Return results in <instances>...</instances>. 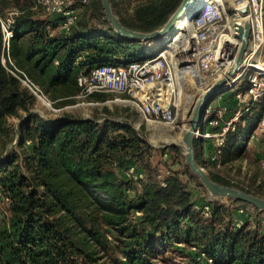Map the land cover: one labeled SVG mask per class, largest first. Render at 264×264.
Listing matches in <instances>:
<instances>
[{
    "label": "trees",
    "instance_id": "1",
    "mask_svg": "<svg viewBox=\"0 0 264 264\" xmlns=\"http://www.w3.org/2000/svg\"><path fill=\"white\" fill-rule=\"evenodd\" d=\"M110 1L126 28L143 33L162 29L185 3L146 0L126 13ZM73 2L79 18L64 32L62 18L48 15L37 0H0V264H264V212L252 207L254 214L238 227L233 208L212 202L206 218V204L198 205L188 183L197 178L178 147L169 150L181 171L164 173L154 166L157 151L130 125L110 120L118 113L107 105L92 118L67 111L61 119L46 116L37 110L38 99L8 72L2 20L12 9L18 15L9 57L57 112L78 102L80 75L142 54L140 42L115 34L102 0ZM235 93L222 102L232 114ZM109 99L105 93L86 98L100 104ZM10 119L19 120L17 146ZM247 136L231 132L230 151L242 157ZM196 157L203 167L216 166L201 159L198 142ZM209 166L213 181L264 198V182H255L257 190L239 188ZM130 167L145 178L128 179Z\"/></svg>",
    "mask_w": 264,
    "mask_h": 264
},
{
    "label": "built area",
    "instance_id": "2",
    "mask_svg": "<svg viewBox=\"0 0 264 264\" xmlns=\"http://www.w3.org/2000/svg\"><path fill=\"white\" fill-rule=\"evenodd\" d=\"M37 5L48 15L61 17L60 29L64 32H68L79 18L73 0H37ZM17 15L18 12H13L2 20L6 53L2 56V63L6 67L9 65L8 72L19 79L39 101L52 107V102L42 89L25 72L15 67L9 57ZM181 16L179 20L184 21L187 27L174 44L173 41L164 44L162 40L161 48L154 52L149 43H144L141 44L142 54L135 60L125 64L118 61L102 65L89 74L80 75L78 85L81 93L77 98L86 99L99 93L117 95L120 97L106 103H129L146 123L174 126L182 111L183 76L190 72L194 86H203L206 90L226 79L236 64L242 46L240 31L249 24V46L243 58L249 65L243 67L240 78L234 76L213 97L223 100L225 94L236 91V111L228 117L229 107L222 104L215 108L209 101L203 122L194 133L197 142H214L215 149L210 160L219 167L227 147V137L236 130V123L244 112L259 101H264V71L253 67L254 64L264 63V0H195L192 8L183 11ZM244 79L247 85L244 90L238 91ZM258 127L260 137L264 138V107ZM255 139L259 140V137ZM260 168L264 171V159L260 162ZM126 176L137 182L145 178L144 173L135 167H130ZM203 215L211 217L210 206L203 208ZM241 225L237 224L238 227Z\"/></svg>",
    "mask_w": 264,
    "mask_h": 264
},
{
    "label": "rangeland",
    "instance_id": "3",
    "mask_svg": "<svg viewBox=\"0 0 264 264\" xmlns=\"http://www.w3.org/2000/svg\"><path fill=\"white\" fill-rule=\"evenodd\" d=\"M115 1L116 2L114 3V5L117 6L116 9L124 11L126 13H132L138 3H141L146 0H115ZM88 6H89V1L88 3L85 4V7H83L82 11L88 9L89 8ZM111 6L113 7L112 3ZM181 18L182 16H180L179 19ZM149 44L151 46V50L154 52L158 51L162 46L161 41L151 42ZM243 81L246 80L244 79ZM189 85L192 86L193 81ZM201 89L203 92L206 90L203 86L201 87ZM105 94L110 95V99L108 101H114L116 97L118 98L120 97L109 93H105ZM188 94H189V90L184 91V97L182 99V111L180 113L179 120L174 126L146 123L145 121H143V119L141 118L139 113L135 110V108L132 107L129 103H125V102L106 103L107 102L106 101L104 104L89 105L90 101L86 99H78V102L75 105L65 107L57 112L55 111L54 106H52L53 109L51 108L47 109V107L41 101L38 100L37 110L41 111L46 116L53 115L60 119L63 117L65 111L74 113L75 115L84 118H92L96 112H99L97 108L100 109L101 107H103V105H107L110 109L118 113L117 116L109 117V119L120 124H128L131 127L135 128L141 134L143 140L149 146H151L153 149L157 151L154 158V166L160 168L161 170L164 171V173H166V171L168 170L181 171V166L179 165V161L172 160L171 157L174 154L172 153L171 150H169V148L172 146V144H180L181 137L185 133L184 129L182 128L183 126L181 120L182 112L185 115L190 113L189 117L193 115L197 107V102L200 99V97L196 94L193 95L192 93L190 95ZM121 98L122 100H124V97ZM211 102L213 104V107L215 108L223 104L222 103L223 100H218L217 98H213ZM263 107H264V101H259L258 103L253 105L249 111L244 112L242 117L236 123V130L233 132V135L237 133H242L245 135L248 134L246 139L242 141V145L244 144V154L242 155V157L238 156L237 150L233 152L230 151L229 142H228V146L225 148L222 157V164L219 167L214 165H211L210 167L209 165H207L210 168L212 167L215 168V171L219 170L221 177H223L226 181L230 182L231 184L238 186L239 188L257 190L255 188L256 187L255 182L257 180L264 182V171L260 168V162L261 160L264 159V138L262 136L260 137V131L258 127L261 114L263 111ZM242 111H244V108L242 109ZM228 114H229L228 117L233 116L232 112H229ZM105 120L106 119L104 118L100 119L99 120L100 125H104ZM18 124H19L18 119H10V125L13 128V131L16 136L14 142L15 146H17V143L20 138ZM186 127H188V125ZM251 136H255V137L252 138ZM256 136L259 137V140L255 139ZM198 143L199 146L202 147L203 145L204 149L208 151L213 152L215 149L213 141L199 140ZM179 149L181 150V154L183 156L184 151L181 148ZM17 151L20 152L21 149L18 148ZM203 157H205V153ZM183 161L185 162L184 156H183ZM206 167L203 168L208 172V169ZM195 181L199 183L198 179ZM195 181H188V183L189 186H191L194 190L195 193L194 200L198 203V205H201L203 203L206 204V206H208V204L213 202L221 205H227L233 208V210H235L236 213L235 224H243V222H245L251 215L254 214V210L250 205L247 206H244V204L235 205L234 202H231L229 200L214 199L208 193L203 194L200 191V189L196 188ZM260 193L264 196V190L261 191ZM251 223L254 224L253 221H251ZM262 225H264V221L262 222Z\"/></svg>",
    "mask_w": 264,
    "mask_h": 264
},
{
    "label": "water",
    "instance_id": "4",
    "mask_svg": "<svg viewBox=\"0 0 264 264\" xmlns=\"http://www.w3.org/2000/svg\"><path fill=\"white\" fill-rule=\"evenodd\" d=\"M194 2L195 0H185V3L171 16L169 22L162 29L151 33H143L126 28L122 24L118 16L114 13L113 7L111 6V1L102 0L104 14L115 34L121 39L133 42L137 41L141 44L162 41L180 22L179 18L183 11L191 9ZM239 38L242 41V46L237 57L236 64L229 72V78L218 81L209 89V92L205 95V97H203L199 101L198 106L188 124V129L181 137L180 144H172V146L179 147L184 151L183 156L185 158L186 166L190 169L191 173L199 180V183L205 188L207 193L212 198L229 200L231 202H241L254 207L260 212H264V198L213 181L209 173L203 168L196 157L197 141L194 138L196 127L199 124H202L208 102L213 100L214 94L217 93L221 88H223L227 84V82L235 76L236 69L239 66L240 62H242L244 54L246 53L249 46V24H246L241 29ZM133 129L143 139L141 134L135 128Z\"/></svg>",
    "mask_w": 264,
    "mask_h": 264
},
{
    "label": "bare ground",
    "instance_id": "5",
    "mask_svg": "<svg viewBox=\"0 0 264 264\" xmlns=\"http://www.w3.org/2000/svg\"><path fill=\"white\" fill-rule=\"evenodd\" d=\"M187 25L185 24L184 21H180L177 26L174 27V29L172 30V32L167 36V38H164L163 41H164V44L166 43H169V42H172L173 44L175 43V41H177V39L182 35V33L185 31ZM172 44V45H173ZM247 65H249V62L248 61H244V59L242 60V62H240L239 66L237 67L236 69V73H235V78H240L241 74H242V69L243 67H246ZM254 68H257V69H261L264 71V63H257V64H254L253 65ZM229 78V74L226 76V79ZM192 74L190 72H188L186 75L183 76V82H182V89L183 91H186V90H189V94L190 95L192 93L193 94H196L200 97V99L198 100L197 102V106H198V103L199 101L205 97V95L209 92V90H205L204 92L202 91L201 87H195L194 86V83L193 85H189L191 82H192ZM188 86V87H187ZM187 88V89H186ZM206 89V87H204ZM45 106L48 108H51L53 109V107H50L48 103L45 104ZM184 106V105H183ZM43 107V106H42ZM197 108V107H196ZM196 110V109H195ZM47 111V110H46ZM50 111V110H49ZM190 113L188 114H184L182 112L181 116H182V123H183V126L182 128L185 129L186 126L189 124L190 120H191V116L189 117ZM161 127V126H160ZM159 130V128H158ZM162 130V128H161ZM178 143V142H177Z\"/></svg>",
    "mask_w": 264,
    "mask_h": 264
},
{
    "label": "crops",
    "instance_id": "6",
    "mask_svg": "<svg viewBox=\"0 0 264 264\" xmlns=\"http://www.w3.org/2000/svg\"><path fill=\"white\" fill-rule=\"evenodd\" d=\"M13 12H17V10L12 9V10L8 11V13L6 14L5 19L8 18L9 15H10L11 13H13ZM200 148H201V158H202V160H203V161H209L212 152H211V151H208V150H206V149H204V146H203V145H202V147L200 146ZM204 153H205V157H203V156H204Z\"/></svg>",
    "mask_w": 264,
    "mask_h": 264
}]
</instances>
